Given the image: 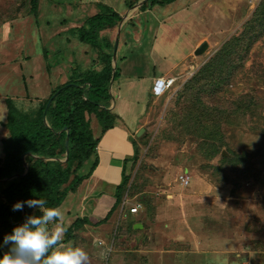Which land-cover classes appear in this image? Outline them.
Masks as SVG:
<instances>
[{
    "label": "rangeland",
    "instance_id": "1",
    "mask_svg": "<svg viewBox=\"0 0 264 264\" xmlns=\"http://www.w3.org/2000/svg\"><path fill=\"white\" fill-rule=\"evenodd\" d=\"M99 1L122 14L124 32L127 27L136 31L150 26L149 16L145 19L146 12L135 5L125 14L121 13L124 0ZM197 1V6L193 0H177L163 9L155 6L157 15L189 6L181 28L172 20L171 26L159 31L155 49L150 48V36L141 34V48L136 52L150 50L152 57H145L148 63L156 60L167 66L183 59L184 69L174 76L175 84L166 96L149 95L142 113L146 119L138 126L144 129L142 137L136 139V130L130 131L137 156L125 164L129 180L109 232L102 241H95L100 236L88 234L91 229L86 227L74 231L66 242L82 248L89 264H264V32L251 48L237 50L238 68L229 84L220 85L224 69L203 94L206 108L222 111L210 116L220 126L217 141L206 139L207 135L203 141L178 138L183 134L180 130H186L178 129L172 117L185 105L190 79L224 42L242 33L262 0H221L213 9ZM29 2L0 0V160L1 140L8 137L3 126L7 99L19 110L30 111L57 86L105 71L103 38L95 49L78 41L73 30L97 12L94 0H39L35 16ZM138 16L141 21L132 25ZM107 34L114 40L115 32ZM202 38L208 47L196 56L202 42L195 46ZM128 51L130 56L136 53ZM121 84L120 78L114 84L109 81V91L115 92ZM215 85L222 89L212 95ZM128 90L121 89L132 93ZM66 159L65 151L60 164ZM88 164L79 175L87 172ZM180 177L188 183L183 185ZM135 206L139 210L132 216L130 209Z\"/></svg>",
    "mask_w": 264,
    "mask_h": 264
},
{
    "label": "trees",
    "instance_id": "2",
    "mask_svg": "<svg viewBox=\"0 0 264 264\" xmlns=\"http://www.w3.org/2000/svg\"><path fill=\"white\" fill-rule=\"evenodd\" d=\"M38 1L29 2L30 12L34 16L37 13ZM140 1L142 0H125L124 4L127 10H130ZM175 1L147 0L138 11L145 12L154 6L170 5ZM96 8L98 11L96 14L86 18L81 27L73 30L78 41L95 49L101 47L100 38H103L102 50L106 59L104 73H95L84 79L67 81L57 86L50 91L48 98L40 106L30 111L19 110L12 100H6V122L3 126L8 131V137L1 140L3 157L0 160V181H7L0 185V195L4 198V201L0 202V230L8 234L12 233L14 224L17 222L22 224L27 215H41L39 210L27 206L23 211H12V206L16 202L40 199L46 202L45 207L57 208L69 192L75 191L79 184L92 174L97 166L96 147L100 136L93 137L91 119L97 122L101 136L114 128L118 120L117 115L108 109L112 99L108 84L112 76L113 42H109L105 35L102 37L100 34L117 27L123 18L112 8L101 3L96 4ZM262 32L264 0L250 21L244 24L242 33L224 42L211 61L202 66L190 79L191 85L188 87V95L186 93L185 105L178 107L176 113L172 114L177 121V128L186 130H180L183 134H179L181 136L178 135V138L189 136L203 141L207 135L206 139L216 141L219 139L221 135L219 123L210 116L212 113L219 116L222 111L215 107L206 108L201 102L203 94L208 93L206 88L215 84V78L219 77L224 69L226 74L219 82L220 85L224 84L223 86L229 84L228 79L238 68L235 66V60L239 59L237 50L241 47H245L244 50L251 48L257 40V35ZM119 75L116 66L113 84L119 79ZM221 89L222 87L215 85L212 95H217ZM49 101L44 119L43 112ZM172 135L170 137H173ZM129 141L134 148L131 163L137 156V148L135 140L129 137ZM66 149L67 159L60 164L59 160L64 158ZM213 152L215 154V150ZM27 153L30 155L25 156ZM86 164L87 172L79 175V171L83 170ZM128 180L123 168L121 183L115 192V204L107 217L97 225L105 223L119 206ZM83 225L96 226L87 219L76 220L70 227L65 228L64 243L71 238L74 230Z\"/></svg>",
    "mask_w": 264,
    "mask_h": 264
},
{
    "label": "crops",
    "instance_id": "3",
    "mask_svg": "<svg viewBox=\"0 0 264 264\" xmlns=\"http://www.w3.org/2000/svg\"><path fill=\"white\" fill-rule=\"evenodd\" d=\"M94 1L97 4L101 3L99 0ZM223 1L228 2L226 0ZM220 2L221 0H213V2L199 0L200 5L206 8L209 7L208 9H213V6H217V4ZM197 3V0H193L192 5H199ZM250 4L251 3L249 2V5ZM169 6H171V4L159 6L158 8L163 9L164 7ZM188 7L189 6H182L181 8H178L175 11H167V13H161V15H157L156 13L153 14V12H155L154 10L157 8L154 6L151 9L145 11V19L147 16H149V19L151 21L149 22L150 26L146 27L144 30L139 28L135 31L132 28L127 27V32H129L128 34L127 32H124L126 30L124 27V23H119L117 27L110 30H106L104 32L105 34L103 35L105 36H108L107 33H110L111 31L115 32L116 37L118 28L120 26L119 42L115 56V67L117 66L119 69V78L121 79L122 84L117 86L115 92H113L111 88L112 99L108 108L112 113L117 115L118 125L106 131L101 136L100 128L97 125V122L93 118L91 119V130L93 137L97 138L100 136V140L96 147L98 159L97 166L93 170L89 178L83 180L75 191L69 192L63 200L62 204L58 207L63 215V219L62 221H60V223H62V226L64 228L70 227L76 220L87 219L89 223L96 226L94 227L83 225V227L78 228L74 231L79 233L80 231H82V229H86L87 227L91 229V231L89 230L88 234L94 232L91 235L100 236V240H98L94 236L97 239L95 241H102L103 235L109 232V229L111 228V223L115 218V212L117 210L112 212L109 219L105 223L99 225L97 224L103 221V219L107 217V215L113 208L115 204V192L116 188L121 183L123 168L125 167V164L128 161H131L132 157L134 156L133 145L129 142L130 131L136 130L134 132L135 136L136 132L141 129L140 127H138L139 124H144L146 117L142 116V113L145 110L144 107L149 102V93L151 85L154 79L156 78L174 77L177 73L179 74L184 69H181V63L183 59L175 61L171 65L168 64L167 66L165 64L161 65L156 60H152V62L148 63L145 57H147V55H150L152 57L150 50H146L147 53L144 52V54L136 52V50L141 48V42L143 40L141 34H143L144 32V34H148V36H150L148 40L150 48L155 49L157 47V44L160 42L159 31L163 27L168 26L167 24H170L169 26H171L172 20H177L174 21V26L181 28V21H183L184 14L188 12ZM123 12L125 14L127 13V8L125 7V4L124 10L121 11V13ZM119 15L122 16V14ZM137 18L138 20L135 18L131 22L132 25L136 23V21H141L140 16H138ZM107 39L109 42H113L114 45L115 38L113 40L110 39V36H108ZM202 40L206 41L205 38H202L195 47H197L202 42ZM128 46L130 47L127 48ZM120 47H122L121 55L118 54ZM130 49L136 52L132 56H130V52L128 51ZM118 58L119 60H121L120 64H117ZM157 74H159V76H157ZM122 88L129 89L128 91H131L132 93H123L121 91ZM116 95L118 96L115 100ZM139 116L142 117L138 118ZM3 181L5 182L6 180ZM3 181H0V185ZM3 201L4 198L0 195V202ZM33 213L34 212H32V214ZM131 215L133 216L135 214ZM14 225L15 226L13 228L21 224L20 222H17ZM136 226L138 227L139 225ZM138 229H140V227H138ZM5 235H8V233L3 230H0V245L3 244V238ZM91 235L90 237L92 239ZM1 249L2 255L4 252L8 251V247H3Z\"/></svg>",
    "mask_w": 264,
    "mask_h": 264
},
{
    "label": "clouds",
    "instance_id": "4",
    "mask_svg": "<svg viewBox=\"0 0 264 264\" xmlns=\"http://www.w3.org/2000/svg\"><path fill=\"white\" fill-rule=\"evenodd\" d=\"M45 203L28 199L12 206L14 212L27 206L41 215H27L21 225L4 236L0 248L8 247V251L3 253L0 264H89V256L82 248L64 243L66 229L60 223L61 210L45 207Z\"/></svg>",
    "mask_w": 264,
    "mask_h": 264
},
{
    "label": "built area",
    "instance_id": "5",
    "mask_svg": "<svg viewBox=\"0 0 264 264\" xmlns=\"http://www.w3.org/2000/svg\"><path fill=\"white\" fill-rule=\"evenodd\" d=\"M175 78L174 77H163V78H156L154 79L151 88H150V94L154 98H160L168 94V92L173 88L175 84ZM181 183L183 185H186L188 183V179L180 177ZM139 210L138 206H135L130 209L131 214H137Z\"/></svg>",
    "mask_w": 264,
    "mask_h": 264
},
{
    "label": "water",
    "instance_id": "6",
    "mask_svg": "<svg viewBox=\"0 0 264 264\" xmlns=\"http://www.w3.org/2000/svg\"><path fill=\"white\" fill-rule=\"evenodd\" d=\"M146 1L147 0H142V1H140V2H138L136 5H135V8H137V7H140V6H142L144 3H146ZM119 33H120V26H119V28H118V32H117V34H116V37H115V40H114V45H113V50H112V76H111V80H110V84L112 83V80H113V74H114V72H115V56H116V50H117V46H118V42H119ZM207 43L206 42H202L201 44H200V46L195 50V52H194V54L196 55V56H200V55H202L206 50H207ZM111 91V90H110ZM49 104H50V101L47 103V105H46V107H45V109H44V112H43V118L45 119V115H46V110H47V108H48V106H49ZM144 129H139L137 132H136V134H135V138L136 139H138V138H140L139 137V133L141 132V131H143ZM65 146H67V139L65 140ZM30 154H25V156H29ZM67 155H68V150L66 149V157H67ZM23 158H24V156H23ZM25 167L27 168V166L25 165ZM7 181V180H6ZM134 229H138V227L135 225L134 226Z\"/></svg>",
    "mask_w": 264,
    "mask_h": 264
},
{
    "label": "bare ground",
    "instance_id": "7",
    "mask_svg": "<svg viewBox=\"0 0 264 264\" xmlns=\"http://www.w3.org/2000/svg\"><path fill=\"white\" fill-rule=\"evenodd\" d=\"M143 134H144V130L139 133V137H142Z\"/></svg>",
    "mask_w": 264,
    "mask_h": 264
}]
</instances>
